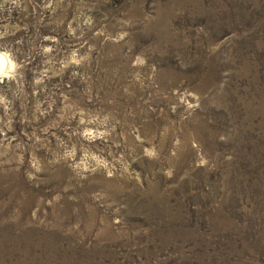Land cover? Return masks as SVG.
I'll return each instance as SVG.
<instances>
[{
  "label": "rangeland",
  "instance_id": "1",
  "mask_svg": "<svg viewBox=\"0 0 264 264\" xmlns=\"http://www.w3.org/2000/svg\"><path fill=\"white\" fill-rule=\"evenodd\" d=\"M263 8L0 0V264H264Z\"/></svg>",
  "mask_w": 264,
  "mask_h": 264
},
{
  "label": "bare ground",
  "instance_id": "2",
  "mask_svg": "<svg viewBox=\"0 0 264 264\" xmlns=\"http://www.w3.org/2000/svg\"><path fill=\"white\" fill-rule=\"evenodd\" d=\"M2 67V66H1ZM2 70V69H1Z\"/></svg>",
  "mask_w": 264,
  "mask_h": 264
}]
</instances>
